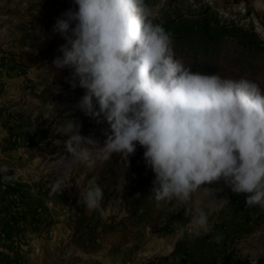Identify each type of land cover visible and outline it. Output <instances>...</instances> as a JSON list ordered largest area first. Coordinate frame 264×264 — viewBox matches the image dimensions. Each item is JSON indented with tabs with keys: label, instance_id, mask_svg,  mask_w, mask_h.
Masks as SVG:
<instances>
[{
	"label": "rangeland",
	"instance_id": "374dc122",
	"mask_svg": "<svg viewBox=\"0 0 264 264\" xmlns=\"http://www.w3.org/2000/svg\"><path fill=\"white\" fill-rule=\"evenodd\" d=\"M146 2L185 66L264 88V0ZM69 8L73 0H0V166L16 177L0 179V264H264V209L247 207L223 182L191 203L157 207L139 145L127 168L115 153L89 169L66 151L57 129L67 119L100 146L108 127L76 107L84 90L52 65L65 43L52 28ZM93 177L104 190L99 211L79 197ZM197 206L208 234L190 223ZM174 222L188 226L183 238Z\"/></svg>",
	"mask_w": 264,
	"mask_h": 264
},
{
	"label": "clouds",
	"instance_id": "9594fccd",
	"mask_svg": "<svg viewBox=\"0 0 264 264\" xmlns=\"http://www.w3.org/2000/svg\"><path fill=\"white\" fill-rule=\"evenodd\" d=\"M52 28L65 41L52 65L70 70L67 82L84 90L76 107L106 123L102 146L67 119L57 131L66 151L92 169L118 154L126 168L137 145L155 174L157 207L191 203L205 185L223 182L246 206L264 209V88L246 77L192 71L175 57L172 34L146 0H73ZM7 165L0 179L13 182ZM87 211L102 208L104 190L89 179L80 189ZM139 197V194H137ZM227 201V200H224ZM196 234L210 231L208 214L195 207ZM177 238L187 225L174 222ZM217 243L220 237H214ZM256 264V260H252Z\"/></svg>",
	"mask_w": 264,
	"mask_h": 264
},
{
	"label": "bare ground",
	"instance_id": "6f19581e",
	"mask_svg": "<svg viewBox=\"0 0 264 264\" xmlns=\"http://www.w3.org/2000/svg\"><path fill=\"white\" fill-rule=\"evenodd\" d=\"M212 12V10L211 11H209V13H211ZM258 30V29H257Z\"/></svg>",
	"mask_w": 264,
	"mask_h": 264
}]
</instances>
